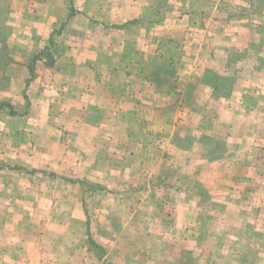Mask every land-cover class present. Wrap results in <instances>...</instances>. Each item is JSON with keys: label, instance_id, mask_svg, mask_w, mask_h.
<instances>
[{"label": "crops", "instance_id": "1", "mask_svg": "<svg viewBox=\"0 0 264 264\" xmlns=\"http://www.w3.org/2000/svg\"><path fill=\"white\" fill-rule=\"evenodd\" d=\"M67 1H71L73 4V6L70 4L67 13L63 12L61 15L58 14V17H52V6L63 4V0H0V10L4 12L0 16V19L4 20V22L0 21L2 23L0 34L4 33L5 37L9 34L14 37L20 35L21 26L16 27V20L18 14L22 18L24 12L26 22H29L30 19L32 21L51 19L55 22L52 24L56 26L67 21L74 34L88 35L89 38L82 46L86 47L89 58H93L89 48L98 51L99 56L104 53L107 58L110 56L111 48L108 49L102 44L98 46L99 43L93 36L94 33L97 34V24L103 23L106 26L105 29L102 26L99 33L102 38L110 35L111 29H117L119 26H123L124 31L132 25L134 28L136 25V29H138L140 27L137 20H146V24L149 25L152 22L154 26L143 30L152 36L157 35L156 39L162 37L166 42L167 39L173 40V35L179 36L178 41L182 40L183 42L180 47L185 48V55L179 64L184 66L190 76L188 81H184L185 91L183 92L181 89L174 92L175 81L162 80L159 75L162 67L158 66V64H163V61L169 66L168 62L173 58L172 52L162 55L161 44H152L154 47L148 50L150 53L146 58V60L151 59L150 64L152 65L151 71L148 72L151 77L149 84H152L150 91L147 90L146 93L135 98L133 95H129L134 92L133 81L129 85L124 79L118 83L123 87L122 90L120 89L122 92L119 96L122 100L120 107L123 106L122 102L133 100L130 109L136 110L139 116L142 115L136 124H140V127H146L149 132H152L150 137L153 138L150 141L155 145L158 144L157 148L164 150L159 159L153 158L154 166L150 171H147L149 175L144 182L141 181L143 183L139 182V177L144 178L145 165L138 160L140 157L133 155V157L136 156V161L131 158L130 163L125 160L126 157L128 158L126 155L128 147L136 146L138 148L141 145L132 137V132L136 127H117V121L135 124L134 120L130 119V115L124 117V110L119 111L123 118L119 114V118L107 120L106 125L92 119L80 121L82 123L78 124L75 129L77 130L76 137L87 140L84 143H78L77 152L79 155L86 154V157L89 156V158L78 157L77 166L83 164V160L86 162L89 159L90 164L84 168V172L90 174L76 183L70 182L72 186L69 187V190L67 187L68 191L65 188L61 189V186L58 187V182L54 181L53 177L55 174H60L66 168L65 165H70L72 161L66 162L62 160V156L59 157V161L57 160L55 165L52 164L56 167L52 168V172L55 173H52L51 180L47 171L45 173L48 175L43 177L41 174L30 176L32 171H28L30 174H27V170H25L27 167L31 169L30 166H35L38 169V172L35 173H39V170L44 173L46 169L50 168V165L47 167L43 162L45 161L47 164L50 162L44 160L45 157L41 151L37 150L39 152L36 153L30 150L34 142L26 138L25 135L28 133L25 134L26 131L23 130L20 131L24 132L22 136L25 137L23 138V142L26 143L25 150L23 149L24 154L38 155V163L37 161L33 163L31 159L28 160L25 157L21 158V163L17 164L12 160L7 161L5 159L6 152L2 151V147H6V140L3 139L6 138V135H0V264H88L87 261H91L90 264H93L92 262L96 258L90 253L91 248L86 243V238L88 230L90 229L93 233L96 228V225H93V218L90 222L93 202L90 198H94L96 195H104L105 201H108L104 211L126 212L125 217L115 214L118 219L115 216L113 219L112 216H108L107 219L105 217V223L100 224V227L119 225L117 228H127L128 231L136 233L138 245L124 246L125 242L122 241L120 235L112 243L107 242L106 244L94 237L97 244L105 249V253L98 260L99 263L95 264H226L225 262L228 264H252L251 253L245 251L240 243L246 238L250 245H258V243L264 245V77H262L263 75L259 76L264 69V0H164L163 12L165 16L157 18L152 13H148V5L152 2L151 0ZM91 3L100 4L98 10L102 9L106 13L104 20L95 19V13L90 7ZM168 3L182 4L181 12L185 13L186 9L190 10L191 12L188 11L190 17L185 14L187 17L180 19V15L171 14V9L165 8ZM235 3L238 5L229 7V4L235 5ZM206 4H210L211 9L206 8ZM168 14L171 16L166 18ZM159 18L166 19V21L164 26H161L156 32L155 23L159 21ZM184 20L185 24L182 23ZM229 20H233L230 31L226 29L229 26V24L227 25ZM83 21L86 23L81 24ZM35 26L36 24L32 23L29 35L36 33L33 31ZM180 26H184V28L188 26L187 31ZM44 27H47L45 23ZM219 28L223 31H220ZM195 29L200 31V37L195 39V43L191 42V49L187 50L186 40L193 34L191 30ZM138 31L140 34V30ZM40 34L45 36L50 33L46 30ZM208 35L211 37H208L209 41H205V37ZM212 39H215L217 43H213ZM7 41H10V37ZM25 48H27V44ZM7 50L10 57L7 56L9 66L6 68V73L11 79V85L14 79L19 80V83L25 82V86L20 87V91L24 93V102L27 106H33V102L36 100L39 103L37 105L39 112L36 113L40 117L38 124L46 123L43 116L49 115V108L52 106L47 96L49 88H46L47 86L44 84V82H48L47 79L41 74L32 78L31 75H28L29 70H23L29 63L24 65L22 62L20 67L23 68L22 71H25L24 77L12 75L17 69L18 58L11 53L10 48ZM140 50L138 47L136 51L139 58L132 61L134 62L132 64L139 66L145 63L141 59V54L145 60L147 50ZM186 51L189 52L188 58L185 57ZM112 53H114L113 49ZM82 61L86 60L82 59ZM13 68H15L14 71H12ZM112 68V66L104 67V71H101L104 75L97 78L80 76L71 83L77 85L78 95L84 92L87 83L92 86H95L96 83L104 84L101 89L104 88L105 97L107 92L115 95L114 90L116 89H113L112 81H110ZM193 72L196 74L194 75ZM30 77L31 80L27 84L26 81ZM155 77H159V79ZM156 80L160 81L159 85ZM179 80L182 81L181 78ZM39 82L44 85V88H41L43 91L41 93L36 92ZM115 87L118 88V86ZM190 87H192L191 91H189ZM15 90L16 92L11 87L0 97L2 100L0 109L8 107L9 113H15L14 97L15 93L18 94V89ZM139 90L142 88L138 89L137 95ZM159 92L163 93V101L157 98ZM189 92H194L196 98L208 99L210 97L216 101L218 99L222 113L221 119L224 118L221 120V125L229 123L235 131L244 130L242 136H246V139L242 136L234 137L235 143L230 140V143L226 144L229 147L228 152L219 155L216 153L215 156H212L214 151L212 152V149L209 151L207 147V151L203 150L202 153L196 154L198 143L190 148L178 146L179 140L184 138L178 135V132L176 133V127L180 124L177 118L179 110L177 111L173 101L177 99V94L180 97H185ZM58 93H62L60 88ZM92 94L89 89V95L92 98L89 105L93 109H88V112L99 110L96 108V99H93ZM193 94L192 96H194ZM19 98L22 101V98ZM81 98L80 95L77 97L78 100ZM144 100L152 101V104L150 103L147 107ZM31 106L24 109L26 116L32 115L33 108ZM79 107L82 108L80 105L76 108ZM58 110L61 113V109L58 108ZM146 115L149 116L146 118ZM218 121L216 120V122ZM44 128L40 127V130L49 129V127L48 129ZM2 132L5 133V131ZM98 140L106 142L107 145L111 143L107 154H109L108 157L112 163L116 162H113L114 159L109 150H113L115 147L122 149L120 155H116V157L122 156L120 163L110 164V167L105 169L97 167L100 155ZM193 142L191 141V143ZM173 147L177 149L174 151L176 157L170 156L173 153L171 151ZM227 153L231 154L228 158ZM166 159L171 160L165 162ZM110 160H108L109 163ZM125 162L130 165V173ZM225 168L233 169L235 173L232 176H229L228 171L227 175L222 173ZM20 170L25 171L23 172L24 179L17 182L15 187L12 178L14 174L11 172ZM132 170L135 173H132ZM213 173L214 175L220 173L219 177L214 178ZM56 177L58 176L56 175ZM45 178H48L47 182L41 183ZM53 182H55L54 185ZM87 183L97 184L99 188L90 190ZM28 184L34 188L37 187L36 191L28 193L26 190ZM2 194L13 195L11 199L5 200L2 198ZM21 194L24 198L18 199V197H22ZM132 195L136 198L130 199ZM150 212L153 213V216ZM168 217L169 219H167ZM16 218L20 220L18 221ZM148 229H153L151 237H149ZM154 229L157 231L155 232ZM161 230H166L162 237L159 233ZM180 230L183 231L177 235ZM258 230L257 235L255 231ZM253 231L254 233H252ZM168 232L169 235H165ZM246 232H249L248 235ZM256 235L262 238L256 239ZM150 238H152L151 247ZM161 240L163 241V250H161ZM136 246L138 247L135 248ZM79 249L85 250L86 253L83 252L80 263H76ZM250 249L248 247V250ZM120 250L122 253H119ZM261 253L264 256V253ZM261 253L259 254L261 255ZM120 254L122 255L120 256Z\"/></svg>", "mask_w": 264, "mask_h": 264}, {"label": "rangeland", "instance_id": "2", "mask_svg": "<svg viewBox=\"0 0 264 264\" xmlns=\"http://www.w3.org/2000/svg\"><path fill=\"white\" fill-rule=\"evenodd\" d=\"M151 1L152 2H150V4L148 5V10H149L148 13L149 14L152 13L153 15H155L156 18L158 16L159 17L165 16L163 12V8L165 6L163 5L164 0H151ZM63 2H64L63 4L62 3L55 4L54 6H52V11H53L52 17H55V16L58 17V14L61 15L63 12L64 14L67 13V11L69 10L70 4L71 6H73L71 1L68 2L67 0H63ZM181 5L182 4L180 3H175V4L168 3V5H166L165 8L168 7L169 9H171L170 11H171V14L173 15H180L181 16L180 19H182L183 17H187L185 14H187L190 17V14L188 12L190 10L186 9L185 13H182L180 10ZM237 5H238L237 3H235V5L229 4V7L231 6L235 7ZM99 6H100L99 3L90 4V7L93 9V12L95 13L94 16H96L95 19L102 21L105 19L106 13L102 9H100L99 11L98 10ZM205 7L211 9L210 4L208 5L206 4ZM158 9L159 11H157ZM3 13H4L3 10H0V16H2ZM171 14L166 15V18L170 17ZM20 18L21 17L18 14V19L16 20V24H17L16 27L21 26L20 35H17L14 37L12 36V34L11 35L9 34L5 37L4 33H3L4 36L0 34V55H2V57H0V97L5 92H7V89H10L11 87L14 92H16L15 89H18L17 91L18 94L15 93V97H14V102H15L14 109L16 110L15 113L13 114L11 112L9 113L8 107H4V109L2 107V109H0V135H3V136L6 135V138L5 137L3 138L1 136L3 139L6 140L5 142L6 147H2V151L6 152L5 159L7 161L12 160L13 163L17 164L18 162L21 163L20 161L21 158L23 159L25 157L28 160L31 159L33 163L36 161L38 163V160H39L38 155L31 156L30 154L29 155L24 154L23 149L25 150L26 143L23 142L24 141L23 138L25 137H23L22 134L24 132H21L20 130L26 131L25 134L28 133L27 135H25L26 138L30 140L31 142L33 141L35 146L39 145L37 148L33 145V147L30 148V150H32L33 152L35 151L36 153L41 151L42 155H44L43 157H45L44 160H47L50 162V164H47L43 160L44 161L43 163L45 166L48 167V165H50V168L48 170L46 169L44 173L40 172L41 170H39V173H35L36 171L38 172V169L35 168V166H30L31 169H28L27 167V169H25L27 170L26 173L30 174V172L28 171L31 170L32 174L30 176L34 177V176H39L41 174V176L43 177L45 175H48L45 173L47 171L49 173V179L51 180L53 177L52 173H55L54 171L52 172V168L56 167V166H52V164L55 165V162L57 160L59 161V157L62 156L63 161H66V162L72 161V163L70 165L66 164L65 165L66 168H64L63 171L60 172V174H55V177H53V180L54 181L56 180L58 182L57 185L58 187L61 186L62 187L61 189L65 188L67 190V187H68V190H69V187L72 186V183H76L80 179H84L87 177V175L90 174L89 172L87 173L86 171L84 172L85 170L84 168H87L88 164H90L89 159L86 162L85 160H83V164H80V166H77V163L79 161L78 157L89 158V156L86 157L87 156L86 154L79 155L77 152L78 143H84L87 140L85 138L79 139L76 137L77 130L75 129L78 127V124L82 123L80 121L92 119V120L101 122L104 125H106L108 123L107 120H109L110 118L115 119V117L119 118V116L121 115L119 111L124 110V117H127L130 115V119L134 120L133 123L135 124L132 125L131 122L130 123L128 122L129 123L128 124L127 122L121 123V121L120 122L117 121L118 123L117 127H136L134 128V131L132 132V137L134 141L136 140L139 141L141 145L138 148L136 146L132 148L128 147L127 154H126L128 158L127 157L126 158L124 157V158L130 163L131 158H132L131 160L136 161L135 159L136 156L133 157V155H138L140 157L138 160L145 165L144 178L141 176L139 177L140 178L139 182L143 183L144 180L148 178L149 174L147 171L148 170L150 171L152 167L154 166V159H159V157L161 156V153L164 150L162 148H157L158 144L155 145L153 144L152 141H150V139L153 138V137H150L152 132H149L146 127H140L139 126L140 124H136V122L142 118V115L139 116L136 110L132 111V109H130L132 106L133 100L122 102L121 105L123 106L120 107V102L122 101L119 98V96L122 93L120 89L122 90L123 87H121V85L118 83L124 79V80H127V84L129 85L133 81L134 82L133 84L134 92L130 94L128 93V94L131 96L133 95L135 98L137 96L139 97L143 93H146L147 90L150 91L152 84L151 85L149 84V78L151 77H149L148 72L151 71L152 65L150 64L151 59L146 60V58H147V55H149L150 53L148 52V50L154 47L152 46V44H157V45L161 44L160 45L161 54L166 55L167 52H172L173 58L171 59V61L168 62L169 66L167 65L166 62L163 61V59H162L163 64H158L159 67H162L160 69L161 74H159L160 78L162 80L168 79L169 81H175L176 84L174 87V92H176V90L178 91L181 89L184 92L186 88V86L184 85V81H188L189 79L188 77L190 76V74H188V72L185 71V68L183 65L179 64L180 61L183 59V56L185 55V52H184L185 48L180 47V44L183 43L182 40L178 41L179 36H174V35H173L174 41L167 39L166 40L167 43L162 37L160 39H156L157 35L152 36V34L147 33L145 30H143L147 28H152L154 26V23L152 22L149 25L146 24L147 23L146 20L144 21L137 20L139 24L138 26L140 27L138 29H136L135 24H134L135 28L132 25L128 29H125V31L123 29V26H119L117 29H111L110 35H107L101 38L99 36V33L103 28L102 26H104V29L106 28V26L103 23H100V24H97V34L94 33L93 36H94V39L97 40V42L99 43L98 46L102 44V45H105L104 47H107L108 49L111 48L109 52L110 56L106 58L104 53L102 56H99V54H97L98 51L96 52V50H93L94 48H89L92 51L91 54L93 56V58H89L87 56L86 47L82 46V44L86 43L87 39L89 38L88 35H85V34L79 35V33L74 34L73 31H71L72 29L69 28L70 24L68 25L67 21L64 22L62 25L54 26L52 23L55 24V22H53L51 19L46 18L47 19L46 21L45 20L32 21V19L29 18L30 19L29 21L30 23H29L25 21L26 19L25 12L23 14V17L21 19ZM158 20L159 21H156L155 23V28L157 29L156 32L158 31V29L161 28V26L162 27L164 26L163 24H165L164 22L166 21V19H162V18H159ZM233 20H229V22L227 23V25L229 24V26H227L226 29L228 30L230 29V26L233 24ZM0 21L4 22V20L2 19H0ZM32 23L36 24L35 30H33L36 33H33V35L32 34L29 35L30 30H32ZM44 23L47 25V27H44ZM83 23H86V22L83 21L81 24ZM182 23L185 24V20ZM234 23H237V22H234ZM1 24L2 23H0V25ZM183 28L184 26L182 27V29ZM184 29L187 31L188 26H185ZM46 30L49 31L50 33L49 35L43 36L40 34L42 33V31H46ZM138 30H140V34H138L139 32ZM191 31H193V34H191L188 37V39L186 40L187 44H185V47L187 50L188 48L191 49V45H192L191 42L195 43V39L197 40L200 37L199 30L195 29ZM220 31H223V29L222 30L220 29ZM9 37H10V41L8 42L7 40ZM208 37H211V36L209 35L206 36L205 41H209ZM225 40L227 39L225 38ZM212 41H214L213 43H217L215 39H212ZM26 44H27V48H25ZM138 47H139V50L140 49L147 50L145 60L141 54V59L145 63L142 64L140 62L142 65H139V66L137 64H132L134 63L132 61H135V59L139 58L138 53L136 51ZM9 48L12 51L11 53H13L14 56L15 57L17 56L18 58V66H16L17 69L15 71H14L15 68L12 69V71L15 72V74H12V75H17L18 77L19 76L24 77V74H25V71L21 70L23 68L20 67V64L24 63V65H28V63L30 64L31 61L35 59V57L39 56V59L36 60V64L34 67L35 74L33 77L35 78L36 75L39 76L41 74L45 76V79H47L48 81V82H44V84L47 86L46 88H49L47 91V96L50 99L49 101L52 103V106H50L49 108L50 109L49 115L45 117L43 116L46 123L43 122L40 125L38 124L40 117H38L36 113L39 112V107L37 106L39 103L36 102V100H34L33 106L31 105L27 106L26 102H24V98H23L24 93L20 91V87L25 86V82L19 83V80L14 79V82L12 83V85L10 83L11 79L9 75L6 73V68H8L9 66L8 65L9 58H7V56H9L7 49ZM112 49L114 50V53H112ZM171 49L172 51H170ZM250 54H254V53H250ZM185 57L186 58L189 57L188 51H186ZM82 59L86 61H82ZM251 59L253 58L251 57ZM176 65L177 66L179 65V67H177ZM106 66L113 67L110 71V76H111L110 81H112L113 89H116L114 90L115 95L111 93L109 94V92H107L106 95L108 97L107 96L105 97V94H104L105 90L104 88L101 89V87L104 86V84L96 83L95 86H92L91 84L87 83V87L85 88L84 92L83 93L81 92L79 94L82 98L78 100L77 97H79V95L76 92L78 91L77 85H74V83H71V82H73L76 77H80V76H88V77L97 78L100 75H104L101 73V71H104V67ZM23 70L28 71V68L26 67ZM263 70L259 76L263 75L262 77H264ZM193 74L195 75L196 72H193ZM28 75H31L29 71H28ZM155 78L159 79V77H155ZM180 78L182 79V81L179 80ZM214 79L216 78L214 77ZM157 82L156 83L159 85L160 81H157ZM115 86H118V88ZM224 87L228 88L227 86H224ZM41 88H44V85H42L41 82H39V86H38V89H36V92L41 93L42 91ZM59 88L62 90V93H58ZM139 88H142V90H139L140 92L137 95V91ZM191 88L192 87H190L189 91H191ZM89 89H91V92L93 93L92 94V96H94L93 99H96V105H97L96 108H99V110H93L92 112H88V109H91V110L93 109V107L92 106L90 107L89 105L90 100L92 99L89 95ZM193 93L194 92H189V94L185 95V97H180V95L177 94L176 96L177 99L173 101L174 106L177 107L176 108L177 111L179 110L177 113V118L180 124L178 125V127H176L177 129L176 133L178 132V135L184 138V139L179 140L177 145L182 148H190L192 147V145H195L196 143H198V149L196 150V154L202 153L203 150L205 152L208 149L209 151L211 149H212L211 150L212 152L214 151V154L212 156H215L216 153H217L216 155H219V154L228 152L229 147L226 146V144L230 143V140L232 142L234 141L235 143L236 141L235 138H238L237 136L241 137L243 135L244 130L235 131L234 128H232L229 123H225L224 125H221L222 124L221 120L224 118L221 119L222 113H221V109L219 108L218 99L216 101L214 100V98L210 99V97H208V99L204 97L196 98V95ZM65 94H68L67 95L68 98ZM192 94L194 96H192ZM54 96L56 97L55 99H54ZM162 96H163V93L159 92L157 98L163 101ZM19 97L22 98L23 102L21 101ZM144 101H145L146 106L152 102V101H147V100H144ZM1 102L2 100H0V104ZM116 103H118V105H116ZM123 103H126L127 105ZM77 105L82 106V108L81 107L76 108L78 107ZM30 106L33 108V113L32 115L29 114L28 116H26L24 114V109ZM58 108L61 109L60 110L61 113L59 112ZM171 108H172V104H171ZM143 111L145 110L143 109ZM127 113L129 114L125 115ZM139 113H142V112H139ZM60 114L62 115L60 116ZM121 116H122L121 118H123V115ZM148 116L149 115H146V118ZM219 119L220 121H218ZM216 120L218 122H216ZM40 127H45L44 129H48L49 127V129L46 131H41ZM246 127H249V126H246ZM252 127H256V126H252ZM6 129L7 130L10 129V131H7ZM2 131H5L6 134L3 133ZM245 137L246 136H242V138L246 139ZM191 141L192 142L194 141L193 142L194 144L191 143ZM97 142L100 143V144L97 143L98 147H100V150H99L100 155L97 161L98 168L105 169L108 166L110 167V164L112 165V164L120 163L122 156L116 157V155H120V151H122L121 148L115 147L113 150H109L111 151L110 155H112V158L114 159L113 162H116V163H112V161L108 157L109 154H107L108 147L110 146L111 143L107 145V143L104 141L98 140ZM124 148H126V146H124ZM175 150L177 149L173 147V149L171 150L173 153L170 154L171 157H176V153H174ZM2 151L1 153L3 155ZM124 152H126V150H124ZM209 156L211 157L210 154ZM230 156L231 154H228L227 158ZM148 158L152 159L153 161L149 160ZM108 160H110L111 162L109 163ZM168 160H171V159H166L165 162H168ZM126 165H128L126 166V168L127 169L129 168L128 171L130 173L131 172L130 165L128 163H126ZM132 167L133 165L131 166V168ZM230 167L232 168V166ZM227 171L229 172V176H232L235 173L233 169L227 170L226 168L222 173L227 175ZM23 172L25 171L20 170V171L11 172V174H14L12 178L14 180L15 187L17 185L16 184L17 182L24 179ZM132 173H135L134 170H132ZM219 174L220 173H216L214 175L213 173L212 175H214L213 177L216 178V177H219ZM56 175L58 177H56ZM47 179L48 178H45V180H43V182L41 183L44 184V182H47L46 181ZM54 183L55 182H53V185ZM36 188L37 187L34 188L30 184L26 186V190L28 193L29 191L30 192L36 191ZM12 195L13 194L11 195L2 194L1 196L3 199L7 200V199H11ZM21 195L22 197H18V199L24 198L23 194ZM13 198H17V197H13ZM131 198L134 199L136 197L132 195L130 199ZM90 199L93 200L91 204V207H92L91 215L93 219L96 220V221L93 220V225L94 224L96 225L95 231L93 232L94 234L92 235L93 237L98 239V241H100L101 243L106 244L107 242L112 243L113 240H115L120 235L122 241L125 242L124 246L130 247V246L138 245L136 233L130 230L128 231L127 228L126 229L117 228L119 225L118 226L112 225L111 227L104 225L103 227H100V224L105 223V217L107 219L108 216H112V219H113L115 214L117 215L120 214L123 217H125L126 212L115 213V211H113L112 213L111 211H104L108 204V201H105L104 199V195H96L94 198H90ZM175 213L177 212L175 211ZM150 214H152L153 216L152 212H150ZM169 217L167 219H169ZM115 218L118 219L117 216H115ZM16 219L18 221L20 220L19 218H16ZM148 230L150 233L149 237H151L153 229H148ZM154 231L156 232L157 229H154ZM165 231L166 230H161L159 232L161 237L164 236L163 234ZM181 231L183 230H180L177 233V235H179ZM255 232L258 235L259 230ZM248 233L249 232H246L247 235ZM252 233H254V231ZM165 235H169V232L165 233ZM257 235H256V239L262 238ZM245 240L242 243H240V246L243 247L245 251H248L253 255L252 256L250 254V259H251L252 264H264V256L261 253V252L264 253V247H263L264 245H260L259 243L258 245H250V243H247L248 241L246 238ZM151 241H152V238H150V247L152 245ZM162 243L163 241L161 240V250H163L164 248ZM101 247H102L101 249L98 247L97 249L96 248L93 249L90 246L91 248L90 253L94 255V258H96V260L92 262L93 264L99 263L98 260H100L101 256H103L102 254L105 253V249L103 248V246ZM137 247L138 246H136L135 248ZM248 247H250L251 249L248 250ZM152 249H153V246L151 250ZM83 252L86 253L85 250H82V249L78 250L79 255L76 256V260H75L76 263H80L81 257L84 254ZM120 252L122 253V250H120L119 253ZM259 253H261V255ZM121 255L122 254H120V256ZM87 263L90 264L91 261H87ZM225 263L228 264L227 262Z\"/></svg>", "mask_w": 264, "mask_h": 264}, {"label": "trees", "instance_id": "3", "mask_svg": "<svg viewBox=\"0 0 264 264\" xmlns=\"http://www.w3.org/2000/svg\"><path fill=\"white\" fill-rule=\"evenodd\" d=\"M52 41V40H51ZM54 41V40H53ZM39 59V56L35 57L34 60L31 61V63L27 66L30 74H31V77L33 78L34 74H35V64H36V60ZM31 77L27 79V84H29V81L31 80ZM1 106V104H0ZM87 186L89 187L90 190H95L96 188H99V186L97 184H90V183H87ZM92 215H91V219H90V222L92 221ZM93 233L90 231V229L88 230V236L86 238V243H88L93 249L97 247L98 248H102L101 246H99L97 244V241L96 239H94V237L92 236Z\"/></svg>", "mask_w": 264, "mask_h": 264}]
</instances>
